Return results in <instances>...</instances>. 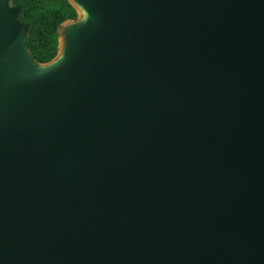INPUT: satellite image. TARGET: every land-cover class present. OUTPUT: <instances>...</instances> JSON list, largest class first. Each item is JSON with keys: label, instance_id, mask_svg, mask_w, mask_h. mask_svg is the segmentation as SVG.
<instances>
[{"label": "water", "instance_id": "obj_1", "mask_svg": "<svg viewBox=\"0 0 264 264\" xmlns=\"http://www.w3.org/2000/svg\"><path fill=\"white\" fill-rule=\"evenodd\" d=\"M67 1L0 0V264H264V0Z\"/></svg>", "mask_w": 264, "mask_h": 264}, {"label": "trees", "instance_id": "obj_2", "mask_svg": "<svg viewBox=\"0 0 264 264\" xmlns=\"http://www.w3.org/2000/svg\"><path fill=\"white\" fill-rule=\"evenodd\" d=\"M21 8L20 21L29 26L28 50L36 64L48 63L58 53L59 30L78 13L67 0H12Z\"/></svg>", "mask_w": 264, "mask_h": 264}]
</instances>
